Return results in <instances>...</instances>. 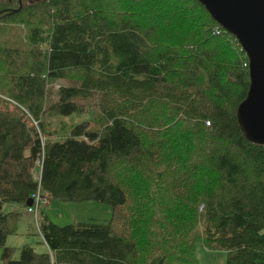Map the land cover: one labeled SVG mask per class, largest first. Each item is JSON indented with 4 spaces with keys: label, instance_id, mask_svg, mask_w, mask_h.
I'll use <instances>...</instances> for the list:
<instances>
[{
    "label": "trees",
    "instance_id": "16d2710c",
    "mask_svg": "<svg viewBox=\"0 0 264 264\" xmlns=\"http://www.w3.org/2000/svg\"><path fill=\"white\" fill-rule=\"evenodd\" d=\"M17 8L0 0L3 262L199 264L200 244L264 264V147L238 128L249 72L234 37L196 0ZM73 114L89 120L53 141L48 119ZM50 200L103 203L111 218L57 226L39 212ZM19 207L45 250L11 260Z\"/></svg>",
    "mask_w": 264,
    "mask_h": 264
},
{
    "label": "water",
    "instance_id": "95a60500",
    "mask_svg": "<svg viewBox=\"0 0 264 264\" xmlns=\"http://www.w3.org/2000/svg\"><path fill=\"white\" fill-rule=\"evenodd\" d=\"M40 0H31L38 2ZM211 19L234 37L248 63L249 87L236 111L244 139L264 147V0H196ZM22 0H18L21 9ZM33 204L32 199L26 203Z\"/></svg>",
    "mask_w": 264,
    "mask_h": 264
},
{
    "label": "rangeland",
    "instance_id": "374dc122",
    "mask_svg": "<svg viewBox=\"0 0 264 264\" xmlns=\"http://www.w3.org/2000/svg\"><path fill=\"white\" fill-rule=\"evenodd\" d=\"M29 118L30 117L27 115V119L31 121L34 126H36L34 121ZM88 120L89 118L87 114H73L68 117L49 118L48 126H50L51 131L50 138L53 141L62 142L66 137L69 136L74 126ZM49 202V206L40 207L39 212L42 211L44 216L46 215L50 221L57 226L62 227L69 224L85 222L106 223L111 218L109 207L103 203L88 202L73 205L61 203L55 200H50ZM12 206L14 205H7L4 208V211H9ZM18 209L19 218L17 222V231L15 235L8 236L5 243V247L11 248V260L18 259L19 251L25 245L32 247L38 253H41L45 250V246L42 243V238L37 229L34 217L26 214L24 212V208L19 207ZM2 253L3 248H0V264H5L2 260ZM195 255L199 264L226 263V253L217 251L209 252L202 248L200 244L196 247Z\"/></svg>",
    "mask_w": 264,
    "mask_h": 264
},
{
    "label": "built area",
    "instance_id": "2783aa9c",
    "mask_svg": "<svg viewBox=\"0 0 264 264\" xmlns=\"http://www.w3.org/2000/svg\"><path fill=\"white\" fill-rule=\"evenodd\" d=\"M34 203H35L36 205H38V204H41V205L43 204V205H44L45 202L42 201V203H41V200L37 197ZM28 212H32V209H31V210H28Z\"/></svg>",
    "mask_w": 264,
    "mask_h": 264
},
{
    "label": "crops",
    "instance_id": "0c3cea01",
    "mask_svg": "<svg viewBox=\"0 0 264 264\" xmlns=\"http://www.w3.org/2000/svg\"><path fill=\"white\" fill-rule=\"evenodd\" d=\"M25 213H26V210H25Z\"/></svg>",
    "mask_w": 264,
    "mask_h": 264
},
{
    "label": "flooded vegetation",
    "instance_id": "af4514ba",
    "mask_svg": "<svg viewBox=\"0 0 264 264\" xmlns=\"http://www.w3.org/2000/svg\"><path fill=\"white\" fill-rule=\"evenodd\" d=\"M31 1V0H30Z\"/></svg>",
    "mask_w": 264,
    "mask_h": 264
}]
</instances>
